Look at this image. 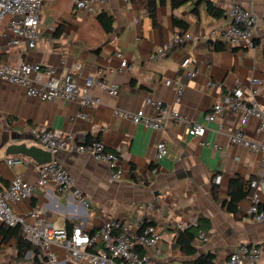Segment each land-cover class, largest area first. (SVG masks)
<instances>
[{
  "label": "crops",
  "instance_id": "0c3cea01",
  "mask_svg": "<svg viewBox=\"0 0 264 264\" xmlns=\"http://www.w3.org/2000/svg\"><path fill=\"white\" fill-rule=\"evenodd\" d=\"M61 0H47L42 10V38L33 49L26 46H9L1 36L0 64H19L22 61L54 66L67 75L75 64L78 83L83 85L88 77L116 82L118 94H112L95 85L90 92L101 99L91 109L89 119L77 117V101H44L27 96L19 84L0 79V187L7 186L16 175L35 183L38 180L37 164L29 157L6 155L11 143L26 141L38 143L33 129L48 127L73 133L80 140L101 139L106 149L118 153L124 176L111 181L106 162L88 153L61 151L58 158L64 162L75 178L76 185L91 199L87 212L73 197L71 191H56L53 184L37 185L34 195L14 205L20 214H27L33 206H44L48 217L59 225L72 226L83 223L96 229L105 221L115 218L132 224L138 230L145 219L154 222L161 233L159 264H182L200 254L213 253L218 264L240 243H255L264 238V221H256L248 214L250 198L239 202L238 212L225 209L221 200L228 198L231 178L245 180L264 176V154L243 145L232 144L229 132L240 127V114L225 111L215 121L206 119L213 104L220 102L233 88L241 85L249 95V79L257 76L264 80V25L255 37V48L229 45L219 36L226 16L214 18L205 4L199 13L191 9L194 3L179 8L171 7V0H155L156 23L148 8V0H109L101 11L113 15L114 29L106 32L96 19V14L73 8L72 0L63 8ZM226 10L239 3L259 16H264V0H213ZM173 16L190 20L189 32L208 34L215 31L211 41H219L225 49L216 50L206 41H188L174 44L179 27ZM55 23L57 31L50 33L46 24ZM170 43L166 55L152 60L150 55ZM128 63L119 69L121 58ZM190 56V67H198L196 77L183 74L181 62ZM222 83L211 87L209 79ZM172 84H166V80ZM184 92L177 100V86ZM156 98L179 111L184 116L206 126V133L195 136L183 122L166 120V128L154 130L143 124L117 116L115 108L130 111L144 110L149 115L157 111L147 105V98ZM264 105V88L256 96ZM259 120L250 117L244 133L254 140H264L258 131ZM220 125L223 127L220 128ZM29 136V139L10 140L2 145L5 136ZM165 139L168 154L155 159L158 141ZM16 159L9 164L7 159ZM221 176V182L216 177ZM247 183V182H246ZM219 199H215L213 188ZM196 220L200 229L208 232V240L196 241V253L188 256L174 243L178 221ZM0 224V264H33L35 251L28 250L19 257L18 239L5 237ZM199 229V230H200Z\"/></svg>",
  "mask_w": 264,
  "mask_h": 264
},
{
  "label": "built area",
  "instance_id": "2783aa9c",
  "mask_svg": "<svg viewBox=\"0 0 264 264\" xmlns=\"http://www.w3.org/2000/svg\"><path fill=\"white\" fill-rule=\"evenodd\" d=\"M47 0H0V27L1 36L9 46H26L35 48L42 38V10ZM109 0H72L75 10L88 13H98L102 6ZM226 21L220 30L219 36L229 45H245L255 48V37L260 27L264 25V16H259L242 4H231L225 10ZM50 33L57 31L55 23L46 24ZM215 37V31L208 34L190 33L177 34L174 44H184L188 41L202 42ZM166 46L158 48L151 53L152 60L166 55ZM121 58L119 69L127 67L128 63ZM191 57L188 56L181 62L183 74L188 78L197 76L198 67H190ZM80 64H75L67 75L58 72L54 66H43L41 63L22 61L19 64H0V79L6 82L21 85L27 96L44 101L58 99L77 101L80 109L77 117L89 119L91 109L101 103L98 96L92 95L91 88L95 85L112 93L118 94L120 88L116 82L108 84L104 79L88 77L83 85L78 83L74 72L80 69ZM166 80V84H172ZM250 91L246 95L241 85L236 86L224 99L212 105L206 115L209 122L215 121L225 111L240 114V127L229 132L232 144L243 145L251 150L264 154V140H254L244 133V126L250 117L259 120L258 131L264 132V105L256 99L264 88V80L257 76L249 79ZM211 87H221L222 83L209 79ZM184 92V85L177 86V100ZM147 105L153 106L157 113L149 115L144 110L130 111L115 108L117 116L129 119L135 124H143L154 130H164L166 120L183 122L190 134L202 137L206 133V126L192 120L169 105L156 98H147ZM223 127L220 125V128ZM38 146L52 153V160L42 165H37L38 180L32 183L21 175H16L5 187H0V224L10 226L20 225L25 238L34 246L41 249L39 259L41 264H159L156 257L160 253L159 243L161 233L154 224H149L142 231L133 230L132 224L122 219H109L96 229L88 228L83 223L76 224L70 229L66 224L59 225L47 215L44 206H33L27 214L17 212L14 205L31 198L37 185L53 184L56 191H71L80 206L89 211L91 199L76 185L75 178L68 167L58 158L61 151H76L88 153L98 160L104 161L109 166L111 181H117L124 176L121 166V157L118 153L108 151L106 144L101 139L87 141L78 140L73 133L48 127H38L32 130ZM169 148L165 139L156 145L155 159H163L168 154ZM16 159L9 157V164ZM216 182H221V176L216 177ZM246 188L251 191V204L248 214L256 221H264V176L249 179ZM197 225L196 220L178 221L175 228L185 230ZM208 232L200 230L198 240L206 242ZM61 247L64 258L59 259L52 245ZM223 264H264V238L255 243H240L224 260Z\"/></svg>",
  "mask_w": 264,
  "mask_h": 264
},
{
  "label": "trees",
  "instance_id": "16d2710c",
  "mask_svg": "<svg viewBox=\"0 0 264 264\" xmlns=\"http://www.w3.org/2000/svg\"><path fill=\"white\" fill-rule=\"evenodd\" d=\"M136 1V0H132ZM171 7L173 9L179 8L188 3H194L191 12L194 14L199 13V7L201 4H205L208 13L213 16L214 18H222L225 16V10L219 7L213 0H171ZM160 3H165L164 0H160ZM157 6V2L155 0H148V8L149 12L152 15L153 22L156 23L155 17V8ZM97 21L100 23L102 28L106 32H111L114 29L113 26V15L108 13L107 11H101L96 15ZM173 23L174 25L179 27L178 34H184L189 32L190 27V20L185 17H178L173 16ZM205 44H212L216 50H223L225 49V45L221 44V42H213L211 40H207ZM246 182L243 177L241 176H234L231 178L229 190H228V198L222 199L221 202L225 209L233 214L238 212V205L239 202L244 198H250L251 191L246 188ZM213 195L215 199H219L216 185L213 188ZM264 208V205H263ZM149 224H154V222H150L148 219H145L141 224L139 230L142 231L143 228ZM1 233L5 237L14 236L18 239V251L19 257H24L25 253L28 250L35 251V258L33 263L41 264L39 259V254H41V249L37 246L31 244L23 234L22 227L20 225L10 226L7 224L2 225ZM200 224L198 223L195 226H191L185 230H178L177 234L174 238L175 245L185 252L188 256H193L196 253V241L198 238ZM182 264H218L215 260V254L213 253H205L200 254L197 257H193L191 259L183 261Z\"/></svg>",
  "mask_w": 264,
  "mask_h": 264
},
{
  "label": "water",
  "instance_id": "95a60500",
  "mask_svg": "<svg viewBox=\"0 0 264 264\" xmlns=\"http://www.w3.org/2000/svg\"><path fill=\"white\" fill-rule=\"evenodd\" d=\"M27 136L10 135L5 136L2 140V145H6L10 140L29 139ZM6 155H21L31 158L37 165L50 162L52 160V153L49 150L43 149L37 144L28 145L26 141L19 143H11L6 147Z\"/></svg>",
  "mask_w": 264,
  "mask_h": 264
},
{
  "label": "rangeland",
  "instance_id": "374dc122",
  "mask_svg": "<svg viewBox=\"0 0 264 264\" xmlns=\"http://www.w3.org/2000/svg\"><path fill=\"white\" fill-rule=\"evenodd\" d=\"M67 1H68V0H61V1H60V4H61V6H62L63 8H67V7H68V3H67ZM52 248H53L54 251L57 252V257H58L59 259L64 258V251H63V249H62L61 247H59V246H57V245L54 244V245H52ZM33 264H35V263H33ZM38 264H40V263H38Z\"/></svg>",
  "mask_w": 264,
  "mask_h": 264
}]
</instances>
